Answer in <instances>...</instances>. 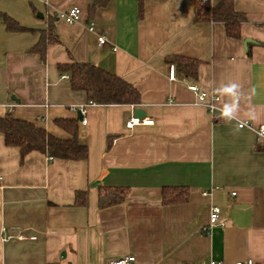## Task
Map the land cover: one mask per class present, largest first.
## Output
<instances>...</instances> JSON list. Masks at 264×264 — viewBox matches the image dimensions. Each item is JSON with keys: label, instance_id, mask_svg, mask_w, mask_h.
Segmentation results:
<instances>
[{"label": "crops", "instance_id": "0c3cea01", "mask_svg": "<svg viewBox=\"0 0 264 264\" xmlns=\"http://www.w3.org/2000/svg\"><path fill=\"white\" fill-rule=\"evenodd\" d=\"M92 2L0 0L1 13L35 30L8 31L0 20V117L67 138L55 119L79 120L75 108L89 102L58 71L70 61L116 74L141 98L134 107L86 106V123L81 115L78 123L85 160H48L39 151L21 157L0 133V264H110L128 256L130 264H264V136L255 131L264 125V0H233L245 16L239 38L227 36L223 22L196 20L194 0H143L142 8L139 0H108L90 14ZM72 6L81 20L69 24L58 14ZM48 16L59 42L42 60L30 49ZM101 34L107 42L98 45ZM172 56L198 60L196 76L167 64ZM188 84L218 93L217 108L210 113ZM135 109L154 123L126 128ZM164 186L186 187L187 200L164 205ZM116 189L123 199L108 204ZM78 191H86V205L75 204ZM211 204L224 227L209 230Z\"/></svg>", "mask_w": 264, "mask_h": 264}, {"label": "trees", "instance_id": "16d2710c", "mask_svg": "<svg viewBox=\"0 0 264 264\" xmlns=\"http://www.w3.org/2000/svg\"><path fill=\"white\" fill-rule=\"evenodd\" d=\"M107 2L108 0H93L89 7L90 14L96 7L104 6ZM194 2L196 20L223 22L227 36L240 37V24L245 20V16L242 12L235 10L233 0H220L214 6L204 0H194ZM142 3L143 0H139L141 8ZM0 20L8 31H35L21 26L5 13L0 12ZM39 33V39L30 51L38 53L42 60H45L48 44L59 42L55 32L54 17L48 16L46 27ZM166 63H173L177 72L185 78H194L199 64L198 60L183 56L168 57ZM58 71L61 74H67L71 89L84 91L89 101L98 104L138 105L141 103L140 93L133 85L97 65L70 61L58 64ZM78 123V119H55V124L68 135L67 138H60L38 126L35 122L6 114L0 117V133L4 136L5 145L17 147L21 157L31 151H39L57 159L85 160L88 156V147L78 137ZM112 194V198L107 201L108 204L118 203L124 197L123 189L113 190ZM187 197L188 189L183 186H164L161 191V202L164 205L185 202ZM86 202V191L76 192L75 204L86 205ZM104 204L101 202V205Z\"/></svg>", "mask_w": 264, "mask_h": 264}, {"label": "built area", "instance_id": "2783aa9c", "mask_svg": "<svg viewBox=\"0 0 264 264\" xmlns=\"http://www.w3.org/2000/svg\"><path fill=\"white\" fill-rule=\"evenodd\" d=\"M204 1H208V0H204ZM58 17L61 18L62 20H64L66 23L74 24V23H77L81 20V10L79 7L72 6V7L68 8L67 10L60 11L58 14ZM87 30L89 32H95V25L93 22H89V24L87 26ZM106 42H107V40H106L104 35H102V34L97 35L98 45H103ZM113 49L115 50V48H113ZM64 77H66V76H64ZM168 78L170 80H176L177 79L174 65L169 66ZM187 88L194 94L197 101L199 103L203 104L210 113H212L217 108L216 104L220 98L218 93H216L212 90L201 89L196 84H188ZM88 105H96V102L89 101L87 104L79 105L75 108L79 112V114L82 116L81 124L86 123V119L84 118V114L86 112V106H88ZM12 107H13V104H8L9 110H11ZM132 107H134V106L132 105ZM153 123H154V121L152 118L139 117V116L131 115L126 120L125 126L128 129H132L134 126L152 125ZM240 126H248L250 128L252 127V125H249L246 122H241ZM255 131L259 136H264V125H259L255 129ZM51 159H52V157L48 156V160H51ZM232 194H234V193H232ZM201 195L202 196H208L209 192L208 191H202ZM220 214H221L220 207H218L217 205H214V204H211L209 206V214H208L209 230L214 226H220V227L225 226V222L221 219ZM18 237H22V236H18ZM132 261H134V257L128 256L125 258H121V259L112 261L110 264H130V262H132ZM207 264H221V263L215 262V261H210ZM236 264H253V262H252V260L248 259L245 262H241V261L236 262Z\"/></svg>", "mask_w": 264, "mask_h": 264}, {"label": "water", "instance_id": "95a60500", "mask_svg": "<svg viewBox=\"0 0 264 264\" xmlns=\"http://www.w3.org/2000/svg\"><path fill=\"white\" fill-rule=\"evenodd\" d=\"M248 43H251V40H249V39H245V41H244V46L246 47ZM134 115L140 117V116L145 115V112L142 111L141 109H135V111H134ZM78 118H79V120H80V119H81V116L79 115Z\"/></svg>", "mask_w": 264, "mask_h": 264}, {"label": "clouds", "instance_id": "9594fccd", "mask_svg": "<svg viewBox=\"0 0 264 264\" xmlns=\"http://www.w3.org/2000/svg\"><path fill=\"white\" fill-rule=\"evenodd\" d=\"M234 87V86H233Z\"/></svg>", "mask_w": 264, "mask_h": 264}]
</instances>
